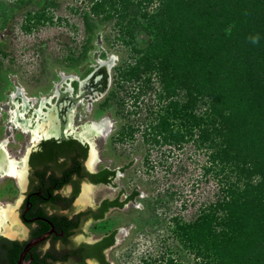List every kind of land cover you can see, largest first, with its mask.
<instances>
[{"label":"rangeland","instance_id":"obj_1","mask_svg":"<svg viewBox=\"0 0 264 264\" xmlns=\"http://www.w3.org/2000/svg\"><path fill=\"white\" fill-rule=\"evenodd\" d=\"M101 1L0 0V104L9 101L15 85H22L30 96L41 99L51 94L61 74L87 77L97 59L114 56L110 86L92 112L97 117L103 113L110 116L113 132L106 140L96 138V146L102 159L113 166L131 163L120 182L128 191L136 187L140 195L134 205L117 213L119 231L114 245L107 250V258L111 264H222L221 256L215 252L217 242L229 241L235 231L230 219L235 222L242 215L234 206L230 190L238 175L230 158L240 154L235 152L231 140L238 138V150L251 141L259 148L256 141L264 136V118L259 112L253 117L252 126L234 133L229 130L224 140L215 132L220 117L210 107L211 97L205 96L204 102H197L194 114L198 118L188 121L183 116L187 91L180 83L174 91L166 90L161 70L164 67L160 64L178 54L170 43H164L167 28L158 30L163 27L159 14L169 17L177 0H126V8L122 7L123 0H106L94 9ZM223 23L222 34H232L237 26L235 20ZM163 43L169 48L166 52ZM148 51H153L152 56L147 55ZM168 67L166 64L165 69ZM243 86L246 92L249 85ZM246 103L245 99L239 101L242 107ZM3 104L0 137L4 130L8 133V111ZM167 114L172 127L182 134L178 141L164 142L151 134L159 117ZM126 126L135 129L133 135L119 138L117 132ZM202 126L208 127L210 137L219 144L231 135L223 147L226 152L222 167L212 160L214 149L210 142L200 140ZM19 132L9 130L10 144H17ZM28 134H24L25 138L17 136L25 140V151L15 152L9 144L12 155L28 154ZM246 154L242 151L244 158ZM19 169L20 166L16 168ZM16 174L0 177V182L11 189L10 199H5L9 202L17 192ZM261 175H255L253 181L263 180ZM224 200L226 208L214 207ZM206 213L211 216L206 221L200 219ZM198 219L201 222L196 227L193 223ZM106 229L100 232L105 233ZM186 231L194 233L193 238H188ZM96 236L89 233L86 238L93 241Z\"/></svg>","mask_w":264,"mask_h":264},{"label":"trees","instance_id":"obj_2","mask_svg":"<svg viewBox=\"0 0 264 264\" xmlns=\"http://www.w3.org/2000/svg\"><path fill=\"white\" fill-rule=\"evenodd\" d=\"M105 1L97 3L94 9L103 5ZM175 2L174 12H170L173 19L170 16L162 17L163 13L159 14V21L163 23V27H159L158 30L167 28L164 33V43L166 45L170 43V48L178 51L177 56L174 51L175 54L168 61H160L161 66L164 67L161 69L162 81L166 90L174 91L179 83L186 89L187 101L183 105L185 113L183 116L188 121L198 118V115L194 114L197 102H204L205 96L211 97L210 107H213L212 111L220 117L215 132L217 131L225 140L228 137L225 133H229V130L234 133L241 127L250 126L253 117L259 112L264 118V0H192L191 3L187 0H177ZM122 7H127L126 0H123ZM233 20L237 23L234 32L222 34L223 22ZM164 43L163 52H166L169 48ZM152 54L153 51L147 52L148 56ZM166 64H169L167 70ZM245 83L249 85L246 92L243 86ZM244 99L247 103L242 107L239 101ZM249 105L250 108H246ZM208 114L211 115V112L209 111ZM169 119V114L161 115L157 123L152 126L151 134L156 137L155 139L158 136L164 142L178 141L177 137L182 134L178 133V128L172 127ZM196 122L190 126V129L196 125ZM201 129L203 131H200V140L202 143L207 140L210 142V148L214 149L212 160L215 165L222 167L226 152L223 147L227 146L226 142L231 135L226 142L223 140L224 143L219 144L210 137L207 126H202ZM134 130L133 127L126 126L120 131V135L122 137L133 135ZM237 139L231 141L235 152L240 154L235 159L230 158V165H234L238 175L236 181L231 183L230 190L234 195V206H238L242 215L238 216L240 220L235 222L234 219H230L234 230L238 229L235 240L234 231L228 242L224 243V240L217 242L215 252L221 256L222 264L234 262L241 264L242 261L246 262L245 264H264V136L256 141L259 148L251 141L243 150H238L236 147ZM55 142L56 140L43 141L44 150L38 151L37 154L33 153L32 165L36 158L39 163L40 157L56 159L53 146L47 148ZM62 151L59 150L60 155L65 154ZM242 151L247 152L245 158ZM36 155L38 156L35 158ZM258 174H262L263 180L255 183L254 176ZM78 190L79 188L75 190V195ZM137 194L138 191L133 192L130 199ZM225 203V200L218 201L214 207L226 208ZM210 216L206 213L200 219L206 221ZM200 222L201 220L198 219L193 225L198 227ZM186 232L188 238H193L194 233ZM68 233L66 229V234ZM115 241V232H112L96 243L80 244L72 252L55 254V250H52L44 255L36 254L35 264L73 262L74 254H79L82 250L79 264H87L85 260L89 258H94L100 264H108L104 250L114 245ZM63 242L73 244L67 238ZM21 246L18 241H4L0 247L2 264H17ZM247 256L249 258L245 260Z\"/></svg>","mask_w":264,"mask_h":264},{"label":"flooded vegetation","instance_id":"obj_3","mask_svg":"<svg viewBox=\"0 0 264 264\" xmlns=\"http://www.w3.org/2000/svg\"><path fill=\"white\" fill-rule=\"evenodd\" d=\"M102 78L103 77L99 78L101 80H97L96 76L94 78L95 82L89 83L84 87V89L89 91L91 94H102L104 92L103 89H105V85H103L102 83ZM106 91L104 92V94L106 93ZM18 96H20V94ZM10 97L9 104L11 107H7L5 104H3L6 110L10 109L7 113L10 116H12L10 111L16 108L17 103L19 105V110L25 105L23 104L22 106V103H25V101L26 104H41L40 98H32L28 101L27 99H24L20 96L22 98V102L20 103L17 102V99H11ZM101 99L102 97L100 98V100ZM105 100L103 101V104L105 103ZM56 105V109L58 107L57 114L60 119L59 131L61 128L63 133L67 137L66 139H47L56 140L55 144H50L49 146L47 145V148L53 146L52 150H54V152L56 153V159L40 157L39 163L36 158L38 155H36V159L33 160L34 163L32 165V158L34 155L33 153L37 154L38 151L44 150L43 141L46 140H42L38 144L33 145L31 147V150L28 151V156H15L10 152L9 155L6 150H3L9 159V165L5 168V171H0V177L11 175L9 171L10 163L14 158H17L16 162L18 166L21 167V165L25 162L27 156V171L24 179H20L19 170L17 172L18 174L16 175L19 176L20 180L16 177V175L13 176L19 181L17 182L18 188H16L17 192L14 194L13 200H17V205L14 211L17 215V222H19L20 224L21 231H19L17 235L11 236L7 235L4 232L5 228L1 226L0 247L6 240L9 242L18 241L22 244L20 250L21 253L28 242L53 229V231L49 235H47V237L42 242H39L35 246L31 247L27 252L25 257L27 264H35L36 254L44 255L48 251L52 250H55V254L66 251L72 252L73 249L78 247L80 244L96 243L112 232H115L116 240L119 231V228L117 226L119 215H117V213H120V211H126L130 207V204L134 205V203L136 202V198L138 197V195H140V191L136 189V187H132L131 191H128L125 190L124 185H122L120 182V177H123V172L130 165L113 166L111 162H107L109 160L106 161L102 159V156L99 154L98 149L97 155L99 154V156H97V158H95L93 162L90 160L92 145L89 139L78 137L76 134H74V132H71L70 127H68V124L70 125L69 121H71V111L74 108V101L68 99V95L64 93L62 97L57 100ZM4 107L2 110H4ZM94 108L95 105L92 104V111ZM86 113L84 115L81 112H79V115L77 114L76 120H74V125L76 128L81 127V125L86 122L87 118L90 116L88 113ZM101 116L105 117L108 115L106 113H103L101 114ZM18 118L21 122H27V120L29 121L30 130L29 134H27L28 136H31V119H20V115L18 116ZM110 125L107 132L111 135L113 132L112 126L114 124L111 123ZM19 128L23 130L21 126ZM66 128H68L67 131ZM89 128H91V130ZM87 129L90 136H93L94 133H97L98 136H103L106 131L104 130V132L99 133L97 132V130L94 131V127H87ZM78 130L79 129H77V131ZM18 135L19 137L21 136V138H25L23 133H17V144H15V142L11 143L13 147H10L15 152L20 150L25 151V140H19V138L17 137ZM117 135L120 138V132H117ZM5 136L6 138H4ZM10 138L11 137L9 136L7 137L4 130V134L0 137V144L4 140L6 141V139H8L7 141L9 143ZM8 143L7 148L9 146ZM59 150H63L62 152H64L65 154L60 155ZM8 151H10L9 148ZM84 181L88 182V184H86L91 189V193L93 195L97 193V195H95L94 200L91 199L90 201L87 190V197L85 201L83 202L81 199H79L77 202L76 199L81 192V189L83 188L82 183ZM7 185L8 184L4 181L0 182V192L3 190L2 193L4 198V200H2V197L0 196V220H6V207L11 208L8 203L9 201L5 200L10 199L9 194L11 189L7 188ZM77 188H79V190L75 195V190ZM135 191H138V194L134 198L130 199V195ZM120 218L121 217H119V220ZM65 228L68 230V234H66ZM86 228L89 229V231H87ZM104 229H106V232L101 233L100 231ZM89 233L97 235L96 238L93 239V241H91L90 239H86ZM65 238H67L73 244H65L63 242ZM110 247L104 250L105 256H107V250ZM82 252L83 250L79 254H74L72 259L75 260L73 262H56L54 264H79L81 258L80 255L82 254ZM90 260L96 261L97 263V260H95L94 258H89L85 261L87 262V264H89ZM0 264H2L1 261Z\"/></svg>","mask_w":264,"mask_h":264},{"label":"water","instance_id":"obj_4","mask_svg":"<svg viewBox=\"0 0 264 264\" xmlns=\"http://www.w3.org/2000/svg\"><path fill=\"white\" fill-rule=\"evenodd\" d=\"M111 64H109V61H103L99 62L98 66L94 69L93 73H91L89 76H87L85 79L82 80V82L74 89L72 90H65V91H57L56 97L54 100L45 102L44 97L40 103L42 104H25L22 108H20V119H31V139H30V150L33 145L38 144L42 140H47L50 138L55 139H66V135L63 133L62 129L60 128V119L57 114L56 109V103L57 100H59L64 93L68 95V99L74 101V108L71 111V117H70V125L68 124V127H70L71 132H74L78 137L80 138H86L89 139L91 145H92V151H91V158L90 160L93 162L95 158H97V149L95 146V143L92 139V137L88 133L87 127H98V123L95 119L87 118L86 122L81 125V127L76 128L74 125V120H76L75 117H73L74 110H75V103L80 100L81 98H89V95L91 94L89 91L85 90L84 87L87 86L91 82H95L94 78L97 76L100 71L103 72V78L102 83L105 85V89L103 91L105 92L110 84V68L107 69V67H110ZM101 78V77H100ZM101 80V79H97ZM103 92V93H104ZM91 99V98H90ZM56 101V103H55ZM67 103V102H66ZM77 129H79L77 131ZM68 128H66V131ZM28 156V154H27ZM26 156V159H27ZM26 159L25 162L21 165L19 169V176L20 179H24V176L26 175L27 167H26ZM9 165V159L6 155V153L0 149V171H3L7 166ZM88 182L84 181L82 183V189L79 193L76 201L78 202L79 199H81L83 202L85 201L87 197V190H88V196L91 201V199L94 200L95 195L91 193V189L88 187ZM17 201V200H16ZM16 201L12 200L9 202V205L11 208L7 207V213H6V220H0V227L3 226L5 228V233L7 235H17L19 231H21V227L17 218V215L15 214V207H16ZM17 213V212H16ZM15 229V230H14ZM53 229L49 230L47 233L42 234L41 236L32 239L28 244L24 247V249L21 251L19 255V259L17 261V264H27L26 262V254L30 250L31 247L35 246L39 242H42L47 235H49ZM88 239V238H86Z\"/></svg>","mask_w":264,"mask_h":264},{"label":"clouds","instance_id":"obj_5","mask_svg":"<svg viewBox=\"0 0 264 264\" xmlns=\"http://www.w3.org/2000/svg\"><path fill=\"white\" fill-rule=\"evenodd\" d=\"M99 60H101V61H99ZM112 61V66L110 65V67H107V69L108 68H110V82H111V68L114 66V56H111V57H105V58H99V59H97V61H96V63H95V65H93L91 68H92V70H91V72L89 73V75L91 74V73H93V71H94V69L98 66V63L99 62H103V61ZM105 71V70H104ZM104 71H100V73H98L97 74V79H99L100 77H102L103 75V72ZM88 75V76H89ZM72 76H73V78H74V80H72L71 78H72ZM60 77H61V80L60 81H58L56 84H55V90L57 89V86H58V84L60 83V85H61V88H60V91H65V90H67L66 89V85L67 84H69V89L68 90H72V89H74V88H76L81 82H82V80L83 79H85L86 77H81L80 75H68V76H66L65 74H61L60 75ZM73 82H75V85L73 84ZM109 86H110V84H109ZM109 86H108V88H109ZM16 87H19L18 85H15L14 86V88H16ZM20 87H23L22 85H20ZM13 88V89H14ZM108 88H107V90H108ZM13 89L11 90V92L13 91ZM24 89H25V87H24ZM54 91V90H53ZM52 91V92H53ZM51 92V94H49V95H47V96H44V97H50V96H52V99L51 100H54L55 99V97H56V92H55V94H54V92L52 93ZM20 94H22L21 93V91H20ZM104 93H102V94H93V95H89V98H85V97H83V98H81L80 100H78L76 103H75V110H74V114H73V117H77V114L79 115V112H81L83 115L87 112L89 115V117L88 118H91V119H95L96 121H99V120H101V119H103V118H106L107 119V121H108V123H109V125L112 123V121H111V118H110V116H105V117H102L101 115L100 116H94V115H92V104H96L99 100H100V98L101 97H104ZM33 97H37V96H33ZM91 98V99H90ZM21 99H19V101H20ZM50 100V101H51ZM5 101H7V100H5ZM5 101H3V102H1V104L2 103H5ZM40 101H42V99H40ZM45 102H48V101H45ZM90 105V107H88ZM0 109H1V105H0ZM85 110H86V112H85ZM86 113V114H87ZM6 119H7V117H6ZM113 124V123H112ZM111 126V125H110ZM113 127V126H112ZM18 132V131H17ZM23 135H24V133H23ZM25 136V135H24ZM110 136V134L108 133V132H106L103 136H98V134L97 133H94L93 134V136H91L92 137V139H93V141H94V143H95V146H96V138H101V139H103V140H106V138H108ZM95 137V138H94ZM96 149H98L97 148V146H96ZM98 152H99V150H98ZM98 156H99V154H98ZM123 229V228H122ZM124 230V229H123ZM107 257V256H106ZM107 260H108V264H111V262H110V260L107 258ZM92 262H94V263H96V261H92ZM89 264H90V261H89ZM96 264H100L98 261H97V263Z\"/></svg>","mask_w":264,"mask_h":264},{"label":"bare ground","instance_id":"obj_6","mask_svg":"<svg viewBox=\"0 0 264 264\" xmlns=\"http://www.w3.org/2000/svg\"><path fill=\"white\" fill-rule=\"evenodd\" d=\"M99 61H101V60H99ZM112 63V61L110 60L109 61V64H111ZM115 63V62H114ZM111 66H112V64H111ZM72 80H74V78H73V76H72V78H71ZM22 88H24V87H22ZM60 88H61V85H60V83L58 84V86H57V89L55 90L54 89V94H55V92L57 93V91H60ZM66 89L68 90L69 89V84H67L66 85ZM22 90V94H20V91ZM25 89H21V88H17L16 87V91L12 94V95H10L11 97V99H13V98H15V99H17V102H22V98L21 97H23L24 99H27L28 101L29 100H31L32 98H34V99H37V97H33V96H30L28 93H27V91H24ZM52 92V93H53ZM20 94V96H18ZM44 97H42V99H43ZM19 99H21L20 101H19ZM23 99V100H24ZM52 99V96H50L49 98L48 97H46L45 98V101H50ZM10 102L8 101V102H5L4 104L7 106V107H11L10 106V104H9ZM42 103H45V102H42ZM41 103V104H42ZM23 104H26V101H25V103H22V106H23ZM18 103H17V105H16V108L15 109H12V111H10V113L12 114V116H10L9 114H8V125L6 126V131L9 133V130H10V132H15V131H20L21 133H24V134H27V133H29V130H30V127H29V121L27 120V122H21L20 120H19V118H18V116L20 115V110L18 109ZM88 107H90V105L88 106ZM8 110H10V109H8ZM7 110V111H8ZM11 117V118H10ZM104 120V121H103ZM31 122V121H30ZM97 122H100V123H98V127H94V131H96L97 130V132H99V133H102V132H104V130H106L105 131V133L108 131V128H109V123H108V121H107V119L106 118H103V119H101V120H99V121H97ZM13 123H14V125H13ZM10 124H12V125H10ZM11 126V127H10ZM22 127L23 128V130L21 129V128H19V127ZM10 127V128H9ZM93 128V127H92ZM90 130H91V128H89ZM25 131V132H24ZM8 133L6 134L7 135V137H8ZM92 133V132H91ZM9 137H12V136H10L9 135ZM4 138H6V136L4 137ZM8 139H6V141L4 140H2L3 142L0 144V149H2V150H6L7 151V153L10 155V153H9V151H8V148H9V146H8V148H7V143H8V141H7ZM8 144H10V142L8 143ZM15 160V161H14ZM17 158H14V159H12V161H11V163H10V173H11V175H13V174H16L17 172H18V170H16V168L18 167V164H17ZM3 171H5V169L3 170ZM91 261V260H90Z\"/></svg>","mask_w":264,"mask_h":264}]
</instances>
